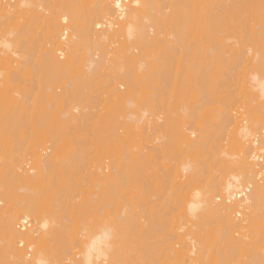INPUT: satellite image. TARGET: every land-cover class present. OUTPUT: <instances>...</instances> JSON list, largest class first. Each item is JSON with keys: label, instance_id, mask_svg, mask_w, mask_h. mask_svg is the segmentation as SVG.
Returning a JSON list of instances; mask_svg holds the SVG:
<instances>
[{"label": "bare ground", "instance_id": "6f19581e", "mask_svg": "<svg viewBox=\"0 0 264 264\" xmlns=\"http://www.w3.org/2000/svg\"><path fill=\"white\" fill-rule=\"evenodd\" d=\"M39 2L0 0V44L4 49H1L3 57L0 58H3L9 73L18 76L32 61V56L25 57V54L32 52L36 54L41 74L30 87L23 84L24 80L16 82L13 87L10 82L1 86L0 134L4 132L1 135L4 137L10 132L7 130L22 129L27 124L23 125L25 122L29 127L44 132L40 148L33 147L29 156L26 150H22L23 143L18 147L21 154L13 153L14 156L12 151L11 155L6 154V146L3 149L5 154L0 151V204L3 202L0 206V264H126V261L131 264L132 261L121 254L123 246L119 244L121 236L126 233L124 224L128 222L123 210L126 194L122 191L127 189L125 187L130 181H137V176L150 180V175L146 172L144 176V173L150 169L148 166L153 163V158H161L174 147L178 148H174L177 156L187 152L190 160L185 158L179 164L171 165L170 161L169 165H164L162 172L166 179H161V182L170 191L168 200L174 203L177 199L183 208H188L192 222L190 220L191 226L180 228L188 230V234L182 231L186 234L183 240L190 243L182 240L185 234L179 230L181 237L174 233L171 240L179 236L182 243L179 240L174 242L175 238L165 251L172 252L169 254L176 264H215L216 261V264H264V0H62L61 6L47 15L46 6ZM13 26L15 29H11ZM31 29L43 33L42 38L39 37L42 40L38 39L41 44L25 38ZM68 31L70 36L67 39L65 35ZM100 76L109 77L105 83L111 79L109 84L115 86L110 90L111 96L108 92L110 97L96 94L97 97L110 98L108 102L104 99L108 103L106 106L111 114L121 110L119 117L122 119L113 129L105 127L103 131L100 128L104 136L95 137L100 129L93 133L91 129L95 126L90 120L95 118L92 115L96 116L98 98L94 95L97 98L94 99L96 105H93L96 113H92L93 96L88 100L91 101V108L86 106L89 102L81 108L87 95L82 94L83 99L80 92L84 87H92L91 83L98 77L101 79ZM204 79H207L209 96L225 101L234 99L217 110L216 125L213 123L211 127L218 129L219 136L215 135L218 133L207 136L203 126L190 130L188 124L185 126L181 122L185 115L180 118L179 124L177 118L175 125L170 119L161 120L162 117L155 115L154 118L159 119L152 117L154 122L149 119V124H152L147 125L149 128L144 126V121L140 126L146 114L142 113V116L140 113L139 117L136 108L140 106L142 111V101L148 102L163 95L166 86L162 88V94L158 91L160 84L166 82L169 87V83L175 87L181 85L180 89L185 87L184 91L190 92L198 89L200 80L203 82ZM20 84L24 86L19 88ZM82 84L84 87L80 86ZM117 85H124L126 88H122L125 91L122 92ZM36 88L44 97L46 90L50 93H47L46 106L38 115L24 121V112L34 108V103H29ZM144 97L146 99L142 100ZM243 98H247L249 104L256 102V105L250 106L245 118L241 117L238 108H234ZM152 102L153 105L160 104ZM85 106L91 112L88 117ZM101 107L100 104V109H103ZM147 108L143 107V110ZM252 115L255 117L248 123L247 117ZM143 126L146 127L144 131ZM83 127V133L90 127L95 138L90 148L87 143L84 147L88 149L80 148L84 143L80 142V137L77 143H82V146H77L76 140L74 144L70 143L76 149H71L73 146L69 143L70 148L59 143L61 136L69 135L67 133L76 128H81V131ZM47 129L50 140L46 147ZM147 129L150 130L148 137L152 138H146L150 139L148 143L151 142V145L140 147L142 134L145 138ZM212 134L217 136L216 139L212 136L213 143L208 139ZM1 136L0 139L3 138ZM85 137L86 142L89 137ZM208 141L212 144L210 156L208 153L207 157L202 156L206 160L202 157L200 160L198 152L203 147L206 149ZM128 142H131L128 152L136 158L135 164L125 163L120 158L123 154L121 146ZM92 145L99 154L104 153V157L96 163L89 162L92 157L89 154L95 151ZM145 146L156 153L145 152ZM180 149L185 152L180 153ZM87 155L90 159L86 158ZM108 159H111L110 162ZM27 165H32L33 169L27 170ZM215 165H219V168L216 166L219 172L216 177L211 176ZM106 167H111L107 174L104 171ZM80 173L87 174L86 178L94 182L88 189L92 186L97 188L86 198L81 195L86 191L76 188L86 186L83 183H87V179H82V185L78 184L81 179L71 182ZM129 173L133 174V179ZM134 173L137 174L135 178ZM244 190V197L238 195ZM158 193L161 198L160 189ZM171 197L175 199L171 200ZM215 198L221 202L215 201ZM106 207L107 210L112 208V213H115L112 214L114 218L111 217L113 220L108 219ZM93 211L107 212L97 216L99 212L90 214ZM22 222H28L30 226L20 229ZM209 225L215 228L214 242L219 237L217 251L222 246L217 253L219 258L215 254L219 261L214 256L206 257L209 251H206V239L213 231L209 230L212 228ZM24 241L28 242L27 257L21 249ZM50 250L56 251L55 254H51ZM31 251L33 256L28 258Z\"/></svg>", "mask_w": 264, "mask_h": 264}, {"label": "rangeland", "instance_id": "374dc122", "mask_svg": "<svg viewBox=\"0 0 264 264\" xmlns=\"http://www.w3.org/2000/svg\"><path fill=\"white\" fill-rule=\"evenodd\" d=\"M12 0H10V2H11ZM32 1H34V2H39L40 0H32ZM42 1V2H41ZM39 3H42L41 5H45L46 6V15H47V13L49 12L50 14H52L57 8H59V6H61V4H62V0H46V3L44 4L43 2H45L44 0H41ZM47 1H49V2H47ZM3 2H5V0H3ZM76 3V2H75ZM77 4V3H76ZM44 9H45V7H44ZM167 11H168V9H167ZM217 11H219L218 9H217ZM49 15V14H48ZM47 17V16H46ZM241 20V19H240ZM11 29H15V27L13 26V27H11ZM36 29V28H35ZM35 29H31L30 30V32L27 34V36H25V38H30V39H32V40H37L38 41V39L40 40L42 37V34H40L39 33V30H35ZM66 37H67V39H68V37L70 36V32L68 31V33L65 35ZM39 37H41V38H39ZM42 40V39H41ZM39 43H40V41H38ZM38 42H37V45H38ZM42 42V41H41ZM35 43V42H34ZM41 44V43H40ZM1 49H3L2 47H1V44H0V53H1ZM4 50V49H3ZM38 54V53H37ZM97 54V53H96ZM64 55V54H63ZM30 56H32V61L31 62H28L26 65H25V67H24V69H23V71L20 73V75L18 74V76H16L15 74H12V73H9V71H8V67L6 66V64H5V62H4V60H3V58H0V92H1V89L3 88H1V86H3L4 85V83L5 82H10L11 83V86L12 85H16L17 83L16 82H23V80L25 81V83H23V84H28V85H26V86H28V87H30V86H32L33 84H35V82L38 80L37 78H40L41 76V74L39 73V70L38 69H40L39 67H40V65H39V63H38V59H37V57H36V54L35 55H33V53L31 52V54H25V57H29L30 58ZM59 56V55H58ZM0 57H3V56H1L0 55ZM62 57H64V56H62ZM163 61H164V59H162ZM13 75H15V76H13ZM104 76V75H103ZM107 75H105L104 77H106ZM104 77H102V76H100V78L101 79H99V77H98V80L96 81V79H94V81L93 80H91V81H93V83H91V85H92V87L90 86V88H88V87H84V84H82V85H80L81 87H84V89L80 92V94L82 95H84V96H86L87 95V97H85L86 99H84V97H83V95H82V97H83V102H85V103H83L82 104V106H81V108L82 107H84V105H86V103L88 104V102H89V104L88 105H86V106H89L90 107V105H91V107L94 105V103H97V101H95L94 99H97L98 100V102L101 104V106L103 107V106H106V105H108V103H106V98H108V97H110L111 96V94H110V90H112L113 89V87L115 86H113V85H110L109 83H111V79L108 81L109 83H105V80H108V78L107 79H105ZM102 78H104V80L102 81ZM29 82H28V81ZM36 80V81H35ZM244 80V79H243ZM13 81V82H12ZM27 81V82H26ZM34 83H33V82ZM102 81V82H101ZM206 81H207V79H204L203 80V82L200 80V87L198 88V89H196V90H193V91H187V92H185L184 90H185V87L184 88H179V86L180 87H182L181 85H178V86H172L173 84L172 83H169L170 84V87L169 86H167L168 84L166 83V82H163V84H160L159 86H160V89H159V87H158V91L159 92H162V94H163V90H162V88L163 87H165V89H164V94L163 95H161L160 97H158L157 99L156 98H151L150 99V101H148V102H143L142 101V105L141 104H138V105H141L142 106V111H141V107L139 106V108H136L137 109V111H139L138 112V116H139V114L141 113V115H142V113L145 115L143 118L145 119H143V120H141L142 122L140 123V126H142V124H143V121H144V126H146V127H148L149 125L151 126L152 124H149V121H151L152 120V117H153V119L155 120V118L156 117H162L161 118V120H168V119H170V121H172L171 123H172V125H175L176 123H177V120H178V124H179V122H180V118L181 117H183L184 115V119L182 118L181 120V122H182V124L183 125H185V126H187V124L189 125V126H187V127H190V130H191V128H192V131L198 126H200L199 128H202L201 126H203L204 128H206V129H204V128H202L204 131H205V133H206V135L208 134V135H210L211 133H213V134H215V133H218V134H215V135H217V136H219V134H220V132H218L217 130H216V127H211L212 126V124L215 122V117H216V115L218 114V112H217V110L220 108V109H222L223 107H225V105H228L229 103H231V102H233L234 101V99L233 98H231L230 100H228V101H225V100H218L217 98H214L213 96H209L208 95V93H207V90H206V84L208 85V83H206ZM21 82V83H22ZM145 82V81H144ZM143 82V83H144ZM161 82V81H160ZM160 82H158V84L160 83ZM161 82V83H162ZM3 83V84H2ZM23 84H20L21 85V87H19V88H22V86H24ZM118 84V83H117ZM145 84V83H144ZM143 84V86H145ZM167 84V85H166ZM172 84V85H171ZM30 85V86H29ZM146 85H147V83H146ZM156 85V84H155ZM165 85V86H164ZM49 86H51L50 84H49ZM89 86V85H88ZM113 86V87H112ZM118 86V85H117ZM143 86H141L140 88H142V89H145V88H143ZM148 86V85H147ZM147 86H146V88H147ZM158 86V85H157ZM199 86V85H198ZM13 87V86H12ZM15 87V86H14ZM122 87H125L124 85H122ZM122 87H120V86H118V88H120L121 89V91L123 92V91H125V88H124V90H123V88ZM139 87V86H138ZM24 88V87H23ZM26 88V87H25ZM50 88V87H49ZM51 88H52V86H51ZM110 88V89H109ZM178 88L180 89V91L179 92H181V93H179L178 92ZM28 89V88H27ZM29 89H31L32 90V88H29ZM28 89V91H31V90H29ZM139 89V88H138ZM34 90V89H33ZM148 90V89H147ZM187 90V89H186ZM190 90H191V88H190ZM58 91V90H57ZM149 91H151V90H149ZM34 92V95L32 96V98H31V100H30V103H29V105L30 104H32V103H34V108H30V109H28L26 112H24V114L22 115V116H25V118H26V120H25V118L23 119L24 121H28V119H29V117L30 116H36V115H38L39 113H40V110L42 109V108H45V106H46V99L48 98L47 96V93H49L48 92V90H46V97H44V96H42L41 94H40V92H39V90L36 88L35 89V91H33ZM108 92H109V94H110V96H108ZM138 93H139V91H137ZM155 92V91H154ZM153 92V93H154ZM184 92V93H183ZM189 92V93H188ZM2 93V92H1ZM11 93V92H10ZM31 93V92H30ZM104 93V94H103ZM158 93V92H157ZM186 93V94H185ZM9 94V93H8ZM50 94V93H49ZM52 94V93H51ZM86 94V95H85ZM101 95V96H103V97H106V98H101V97H97V95ZM150 94H152V91L150 92ZM161 94V93H160ZM236 94V93H235ZM1 95V94H0ZM94 95H96V97L94 96ZM91 96H93V97H91ZM92 98V100H94V101H92V103H91V101H88L89 100V98ZM91 98H90V100H91ZM161 98V99H160ZM101 99V100H100ZM104 99H106V100H104ZM110 99V98H109ZM108 99V100H109ZM144 99H146L145 97L144 98H142V100H144ZM216 99V100H215ZM86 100V101H85ZM108 100H107V102H108ZM137 100H138V98H137ZM154 100V102H160V104L159 103H154V105L156 106H154L153 105V101ZM155 100H157V101H155ZM161 100V101H160ZM102 101H103V104H102ZM104 101H105V105H104ZM91 103V104H90ZM99 103H97L99 106H97L96 104V109H95V105L91 108L92 110H90V108H89V110L92 112V111H94V109L96 110V112L98 113H96L95 111H94V113H96V116L98 117H101V118H97L96 116H94V115H92L93 117H95V118H93V120L95 121V123L93 122V120H90V122L92 121V123L91 124H94L93 126H95V127H93L91 124L89 125L92 129V132L93 133H96L97 132V134L96 135H94L95 137L97 136V137H99V136H104L103 135V133L101 134L100 133V131H102L101 129H103V131L108 127V128H110V127H112V129H113V127H116V126H118V122L122 119L121 117H119L121 114H122V112H120V111H118V112H120V114H117L118 112H114L115 114H111V111H110V109H109V107H103V109H100V104ZM138 105H137V107H138ZM149 105H151L150 107H149ZM158 105H159V107H158ZM188 107H187V106ZM254 105H256V102H253V103H251V104H249V102H248V99L247 98H243V99H241L240 101H238L234 106V108H238L237 110H239L238 112H239V114L240 113H242V118H245V116L246 115H248V112H249V109H250V106H254ZM86 106H85V108H86ZM99 107V108H98ZM101 107V108H102ZM126 107H128V106H126ZM143 107L144 108H147V107H149V108H151L152 109V107H153V111L151 110V109H146V110H143ZM156 109H155V108ZM88 108V107H87ZM86 108V110L85 111H87L88 113H87V117L89 116V115H91L90 113V111H88V109ZM94 108V109H93ZM134 108V109H135ZM183 108V109H182ZM97 109H99V110H97ZM108 109V110H107ZM157 109H159V110H157ZM187 111H185V110ZM105 110H106V113L107 114H105ZM147 110H148V112H147ZM172 110V111H171ZM185 112H184V111ZM47 111H48V109H47ZM50 111V110H49ZM53 111V110H52ZM110 111V112H109ZM141 111V112H140ZM149 111H151V113L152 112H154V114L152 115V116H150V114L151 113H149ZM169 111H171V112H169ZM90 112V113H89ZM144 112H147V113H149V115L147 114V113H144ZM168 112H169V114H168ZM184 112V113H183ZM93 113V112H92ZM100 113H101V115H100ZM85 114V113H84ZM89 114V115H88ZM124 114V113H123ZM105 115V116H104ZM110 115V116H109ZM113 115V116H112ZM156 115V117L154 118V116ZM181 115V116H180ZM137 116V117H138ZM143 116V115H142ZM150 116V117H149ZM179 116V117H178ZM237 116H239V115H237ZM113 117H115V119H113ZM118 117V118H117ZM140 117V116H139ZM147 117H148V119H147ZM255 117V115H252L251 117H247V121H248V123L250 122V120H252V118H254ZM22 118V117H21ZM116 118H117V121H116ZM120 118V119H119ZM178 118V119H177ZM103 121H101V120ZM105 119V120H104ZM149 119H151V120H149ZM156 119H159V118H156ZM177 119V120H176ZM99 120V121H98ZM153 121V120H152ZM159 121V120H158ZM102 122V123H101ZM105 122V124H103ZM117 122V124L115 125V123ZM145 122H147V124L145 123ZM154 122V121H153ZM27 123V124H26ZM101 125H100V124ZM189 123H191V124H189ZM26 124V125H25ZM109 124V125H108ZM112 124V125H111ZM215 124V123H214ZM214 124H213V126H214ZM23 125H25V126H22L21 128L22 129H20V127H19V130L17 129V128H14V130L16 131V132H14V130L12 131V130H7L9 133H7V135H5L4 137L3 136H1L2 134H4V132L2 133V134H0V136L1 137H3L2 139H0V145H3V147L2 148H0V151H1V153L3 152H5L6 153V151L5 150H3L4 149V146H6L5 147V149L7 150V153L6 154H10V152L12 151V155H14L13 153H15V155H17L19 152V154H21V149L19 150L18 149V147H19V144L20 143H23V149L22 150H24V152H25V150H26V153L28 154V156H29V151L31 152V150L32 149H34V148H36V149H38V148H40V146H39V142H41L42 140H41V138H42V136H43V133L44 132H42V130L40 129V130H37L36 128H31V127H29L28 126V122H25V123H23ZM98 125H100L98 128H97V126ZM107 125V126H106ZM114 125V126H113ZM148 125V126H147ZM192 125H194V126H192ZM216 125V124H215ZM104 126V127H103ZM143 126V131H144V128H146V127H144ZM90 127H86L87 129V131H85L84 133H83V131L85 130V128L83 129V130H81V131H79L81 128H79V129H77L79 132H78V134H77V130L76 129H74L75 130V132H74V130L73 129H71V130H73V131H71V132H69L70 131V129H68L67 131L69 132V133H67V134H69V135H67V136H65V137H62L61 136V142H59V143H62L64 146H66V147H68V148H70V146H73V147H71V149L73 148H75L76 149V147H74L75 145H71L70 143H72V144H74L75 143V140H76V144H77V146L78 145H80V146H82V143H83V146L82 147H80V148H83L85 145V143H87L86 145H87V147L89 146V148H90V145L91 144H93V143H91V141H95V138H93V134L91 133V131L89 130V128ZM106 127V128H105ZM218 127V126H217ZM101 128V129H100ZM105 128V129H104ZM149 128V127H148ZM194 128V129H193ZM208 128V129H207ZM98 129H100V130H98ZM18 130V131H17ZM95 130H98V131H96L95 132ZM109 130V129H108ZM148 130V129H147ZM210 132H209V131ZM6 131V132H7ZM12 131V132H11ZM62 131H64V130H62ZM150 130H148V131H146L145 133H147V134H145V138H144V133L142 134L143 135V140H144V142H143V140H141L140 141V143H141V145H140V147H142V146H144V144H146V146H150L151 144V142L150 143H148V141H150V139L148 140V138H152V137H148V132H149ZM72 132L74 133V134H77V135H73L72 134ZM82 132V133H81ZM87 132V133H86ZM88 132H90V134H91V136L89 137L87 134H88ZM86 133V134H85ZM151 134L153 133V132H150ZM150 133H149V135H150ZM196 133V135H197V132H195ZM73 136H72V135ZM83 134H85L84 136H87V137H85V138H88L89 139V141H87L88 139H86V142L84 141V139H83ZM89 134V135H90ZM213 134L211 135V138H208L209 139V141L211 142V140H212V143H213V139L216 137L217 138V136H213ZM48 135H50L49 134V130L47 129L46 130V147L47 146H49L48 145V141L50 140V138L48 139V137H50V136H48ZM59 135H61V134H59ZM207 135V136H208ZM263 135V134H262ZM69 136H71V137H69ZM146 136L148 137V138H146ZM153 136V135H152ZM214 138H213V137ZM264 136V135H263ZM40 139H39V138ZM78 137H80L81 138V140L78 138ZM91 137H92V139H91ZM131 137H133V135L131 136ZM130 137V138H131ZM154 137V136H153ZM213 138V139H212ZM215 138V139H216ZM74 139V140H73ZM64 140V141H63ZM78 140H80V142H82V143H80V144H78L77 143V141ZM27 141V142H26ZM69 141V142H68ZM73 141H74V143H73ZM208 141V144L206 145V149H203V148H205V147H203V148H201V150H203V151H205V152H203V151H199L198 152V155H199V157H200V160H202V156H208L207 154L209 153V148L211 147V143ZM215 141V140H214ZM25 142V143H24ZM89 142V143H88ZM68 143H69V145L70 146H68ZM91 143V144H90ZM95 143V142H94ZM148 143V144H147ZM89 144V145H88ZM127 144V145H126ZM123 147L121 146V151H123L122 153V156H120V158H121V160L124 162L125 161V163H128V164H135L134 163V161H135V159L136 158H134V156H131V154L128 152V148H129V146H131V142H128V143H126ZM130 144V145H129ZM211 144V145H210ZM24 145H26L25 147H24ZM62 145V146H63ZM129 145V146H128ZM134 145V144H133ZM132 145V146H133ZM210 145V146H209ZM21 146V145H20ZM37 146H38V148H37ZM61 146V145H60ZM126 146H128L127 147V150H126ZM145 146V152L148 150V151H151V149L149 150L148 148L149 147H146ZM34 147V148H33ZM87 147H84L85 149L87 148ZM30 148V149H29ZM63 148H65V147H63ZM67 148V149H68ZM79 148V149H80ZM83 148V149H84ZM91 148H93V145L91 146ZM144 148V147H143ZM147 148V149H146ZM175 148V147H174ZM174 148H173V150L172 151H170L168 154H167V152H166V154H164V156H162L161 158H153V163L152 164H150L148 167H150V169L148 170V171H145V173H144V176H146L145 174H146V172H147V175H150V177H151V179L150 180H146V179H144V180H142V179H140L141 177H139V176H137V181H136V179H133V177H132V175L133 174H131V173H129L130 174V177H132V179L133 180H135V182L133 181V183H132V181H130L126 186L127 187H125V189L126 190H123L122 192H123V194H126L125 195V197H124V201L126 202V206H125V208L123 209V208H121V209H123L124 211H125V213H126V218L128 219L127 221V224H124V232H125V230H126V233H123V236H121V241L119 242V244H120V246L122 245L123 246V248H122V255H124L125 256V258H127L126 260H129L130 259V262L132 261V262H134V264L137 262L138 264H176L177 262H175V259H173V257L172 256H170V254L169 253H172L171 251H168V252H166L165 251V249L167 248L166 246L167 245H169V244H171V243H174V242H176V241H178L179 240V238L181 237V235L180 234H182L183 233V235L185 234L184 232H182V231H187V234H188V230H186V229H180V228H182L181 226H191L190 225V223L192 222V217H191V214H190V212H189V210H188V208H183L182 206H181V204H180V202H179V200H175V202L174 203H172L170 200H168V198H169V196H168V194L170 193V191L167 189H165V185H163V183L161 182V179H166L165 177H164V175H163V172H162V168L164 167V165H169V162H170V164L171 165H175V164H179V162L181 161L182 162V160H184L185 158H186V160H188V158H187V152H185L184 150H182V149H180V153H181V151L182 152H185L184 154L183 153H181V155L180 156H177V153L175 154V152H176V150H175V152H174ZM77 149H78V147H77ZM82 149V150H83ZM88 149V148H87ZM94 150H95V148H93ZM93 149H89V151L91 150V151H93ZM175 149H178V148H175ZM207 149H208V151H207ZM9 151V152H8ZM45 151H48L47 149H45ZM88 151V153H90ZM135 151V150H134ZM133 151V152H134ZM23 152V151H22ZM96 152V153H95ZM152 152V151H151ZM173 152V153H172ZM177 152H179L178 150H177ZM2 153V154H3ZM4 153V154H5ZM111 153V152H110ZM109 153V154H110ZM154 153H156V151H154L153 150V152L151 153V154H154ZM104 154V153H103ZM103 154H102V152H101V154H99V151H97V150H95V151H93V152H91V154H89V155H91L92 157H91V160H89V162H92V163H96L97 161H99L101 158H103L104 156H103ZM107 154H108V152H107ZM174 154V155H173ZM182 154H183V156H182ZM11 155V154H10ZM14 155V156H15ZM94 155V156H93ZM98 155V156H97ZM111 155V154H110ZM173 155V156H172ZM198 155H196V157L198 156ZM28 156H25V158H29ZM88 156V155H87ZM86 156V158L87 159H90V156H88L87 157ZM96 156V157H95ZM103 156V157H102ZM108 156V155H107ZM209 156H210V153H209ZM171 157V158H170ZM178 157V158H177ZM198 157V158H199ZM202 157V158H201ZM206 157H204V158H206ZM97 159V160H95V161H93V159ZM203 158V159H204ZM30 159H31V157H30ZM86 159V160H87ZM85 160V161H86ZM109 160V162H110V160L111 159H108ZM175 160V161H174ZM185 160V161H186ZM189 160H190V157H189ZM188 160V161H189ZM199 160V161H200ZM204 160H206V159H204ZM87 162V161H86ZM88 164V163H87ZM91 164V163H90ZM89 164V165H90ZM128 164H126V165H128ZM140 164V163H139ZM210 163L208 162V165H209ZM88 165V166H89ZM138 165V164H137ZM129 166H132V165H129ZM129 166H127V167H129ZM211 166H213V165H211ZM216 166L219 168V165H215L214 167H212V169L211 170H213L212 171V174L213 175H211V176H218L219 174V172H218V170H216L217 168H216ZM28 167V168H27ZM134 167V166H133ZM147 167V166H146ZM26 168H27V170H29V169H33V166L32 165H27L26 166ZM105 168V167H104ZM132 168V167H131ZM81 169V168H80ZM134 169V168H133ZM147 169V168H146ZM78 170V169H77ZM110 170H111V167H106V169H104V171H105V174H107L108 172H110ZM79 171V170H78ZM133 170H131V172H132ZM128 172H130L129 170H128ZM133 172H135V171H133ZM169 172H171L170 170H169ZM129 174H128V176H129ZM135 174V173H134ZM137 174L139 175V173L137 172ZM137 174H135L134 175V178L136 177V175ZM78 175H80V176H78ZM78 175H76L75 177H74V179L71 181V182H73L74 183V180L76 179V180H80V182L78 183V184H81L82 182V179H87V181H85V182H87V183H83V185H85V184H87L86 186H83V187H78V188H76V189H80V190H82V192H85L86 191V193H81V195H82V198H86V196H91L92 195V192H96L97 191V188H95V187H90L89 189L87 188V187H89L90 185H92L94 182L92 181V179H90L89 177V179L88 178H86L87 176L86 175H84V173H80V174H78ZM82 175H84V176H82ZM140 176H143L142 174L140 175ZM81 177H83V178H81ZM129 177V178H130ZM79 178V179H78ZM131 180V179H130ZM70 182V183H71ZM78 182V181H77ZM158 182H159V184H158ZM72 183V184H73ZM82 185V184H81ZM161 186V187H160ZM160 187V188H159ZM158 188V189H157ZM159 189H160V191H161V194H163L162 195V197L161 198H159V193H158V191H159ZM87 190H89V191H87ZM158 190V191H157ZM90 194V195H89ZM84 195V196H83ZM155 195H157V196H155ZM217 197V196H216ZM220 198H222L221 196H219ZM175 199V197H171V200H174ZM216 199V198H215ZM214 199V200H215ZM215 201H217V200H215ZM2 205H3V202L1 203ZM1 204H0V206H1ZM93 208V209H92ZM92 208H89L90 210L92 209V210H94L95 208L94 207H92ZM109 208V207H108ZM84 209V208H83ZM91 210V211H92ZM96 210V209H95ZM106 210H107V207H106ZM112 208L111 209H108L107 211L109 212L108 213V219H110V220H113V219H111V217L112 218H114V215H112V214H115V213H112ZM120 210V209H119ZM106 211V212H107ZM94 212V211H93ZM96 212V211H95ZM90 213L91 215H94V214H98V212L99 211H97L96 213ZM103 213H101V212H99V214L97 215V216H103L104 214H106V212L105 211H102ZM105 212V213H104ZM113 212H114V210H113ZM62 213V212H61ZM119 215V214H118ZM190 220H191V222H190ZM185 223V224H184ZM188 224V225H187ZM264 224V223H263ZM114 226V225H113ZM179 226V227H178ZM210 226V225H209ZM115 227V226H114ZM113 227V228H114ZM208 227V226H207ZM210 227H212V226H210ZM210 227H208V229L210 228ZM190 228V227H189ZM189 228H187V229H189ZM211 229L213 230V231H211ZM214 226L212 227V228H210L209 230L211 231L210 233H211V236H210V238L209 237H207V239L206 240H208V243H207V249H206V251H208L207 252V254H206V257H208L209 258V256L210 257H215L214 259H216V256L219 258V255H217V253L219 254V250L221 249V247H219L220 249L217 251V246H220V242H219V237H216V241L217 242H219V243H217V242H214L215 240H213V238L215 239V236H213V233H214ZM179 230H181V232L182 233H180V231ZM178 232V233H176V232ZM170 233H171V235H170ZM174 233L175 234H177V235H180V237L178 236V237H175L174 236V239L173 240H171V236L172 235H174ZM180 233V234H179ZM216 234V233H215ZM214 234V235H215ZM167 235H169V237L167 236ZM218 235V234H217ZM165 236H167L166 238H167V240H165L166 238H165ZM184 237H186V234H185V236H182V240H183V238ZM191 237V236H190ZM163 238H165L164 239V241H163ZM169 238V239H168ZM175 238H176V240H175ZM212 238V239H211ZM125 239V241H122V240H124ZM186 239V238H185ZM168 240H170L171 242H168ZM175 240V241H174ZM182 240H179V241H181V243H182ZM211 240V241H210ZM213 240V241H212ZM172 241H174V242H172ZM183 241H186L187 243H190V241L189 240H183ZM189 241V242H188ZM52 242V241H51ZM165 242H168V244H166ZM212 242V243H211ZM47 243V242H46ZM216 243V244H215ZM49 244V246H50V242L48 243ZM52 244V243H51ZM118 244V245H119ZM164 244H166V245H164ZM178 244V243H177ZM176 244V246H180V245H177ZM209 244V245H208ZM213 244H214V246H213ZM217 244H219V245H217ZM53 245H55L54 244V242H53ZM175 245V244H174ZM26 246L28 247V242H25L24 241V245L23 246H21V249L23 250V253L25 254V256L27 257V252H26ZM46 246H47V244H46ZM57 246H59V245H57ZM211 246V247H210ZM215 246H216V248H215ZM55 247V246H54ZM175 247V246H174ZM213 247V248H212ZM50 248H51V246H50ZM50 248H47L46 247V249L48 250V249H50ZM58 248V247H57ZM56 248V249H57ZM59 248H60V246H59ZM162 248H164V249H162ZM180 248V247H179ZM210 248V249H209ZM53 249H55V248H53ZM53 249H51L52 251H53ZM61 249V248H60ZM176 249V248H175ZM47 250H46V252H47ZM50 250V251H51ZM59 250V249H58ZM163 250V251H162ZM215 250V251H214ZM51 251V254L53 253V254H55V252L56 251H54V252H52ZM165 251V252H164ZM61 252V251H60ZM60 252H57V253H60ZM48 253H50V252H48ZM166 254L165 256H164V254ZM169 254V255H168ZM215 254H216V256H215ZM173 256H175L174 254H172ZM208 255V256H207ZM32 256H33V252L31 251L30 252V256L28 257V258H32ZM57 256H59V254L57 255ZM129 258H128V257ZM165 257V258H164ZM167 258H169V260L167 259ZM175 258H176V256H175ZM208 258H207V261H208ZM210 259H212V258H210ZM214 259H212L213 260V262H214ZM216 260H218V259H216ZM177 261V260H176ZM211 261V260H210ZM209 261V262H210ZM219 261V260H218ZM132 262H131V264H132ZM129 262H127L126 261V264H128ZM203 263H205V262H203ZM211 263V262H210ZM209 263V264H210ZM217 263V261L215 262V264ZM220 263V262H219ZM212 264V263H211ZM214 264V263H213ZM233 264H234V262H233ZM237 264V263H236Z\"/></svg>", "mask_w": 264, "mask_h": 264}, {"label": "built area", "instance_id": "2783aa9c", "mask_svg": "<svg viewBox=\"0 0 264 264\" xmlns=\"http://www.w3.org/2000/svg\"><path fill=\"white\" fill-rule=\"evenodd\" d=\"M246 193V191L244 190L243 192H240L238 195H240L241 197H244V194ZM217 202H221V200L218 198L216 199ZM228 201V200H227ZM30 226V224L28 222H22L19 227L20 229H25L28 228Z\"/></svg>", "mask_w": 264, "mask_h": 264}]
</instances>
